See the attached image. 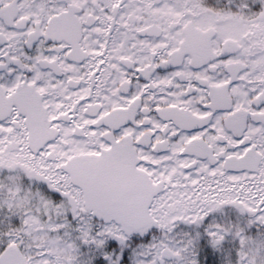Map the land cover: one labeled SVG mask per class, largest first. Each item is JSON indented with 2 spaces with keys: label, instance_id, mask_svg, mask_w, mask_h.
Wrapping results in <instances>:
<instances>
[{
  "label": "snow or ice",
  "instance_id": "6c2138e0",
  "mask_svg": "<svg viewBox=\"0 0 264 264\" xmlns=\"http://www.w3.org/2000/svg\"><path fill=\"white\" fill-rule=\"evenodd\" d=\"M0 264H264V0H0Z\"/></svg>",
  "mask_w": 264,
  "mask_h": 264
}]
</instances>
